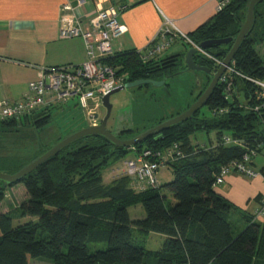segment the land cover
Segmentation results:
<instances>
[{"label":"trees","instance_id":"obj_1","mask_svg":"<svg viewBox=\"0 0 264 264\" xmlns=\"http://www.w3.org/2000/svg\"><path fill=\"white\" fill-rule=\"evenodd\" d=\"M249 1L227 0L221 11L188 37L196 45L235 37ZM263 44L264 0L254 7L253 27L231 61L234 71L243 78L230 75L231 97L223 93L224 84L218 80L202 107L209 116L200 108L193 118L132 148L117 147L98 136L79 139L16 182L23 185L28 197L13 210L0 211V264H29L32 258H43L51 264H264V223L243 213L245 225L234 224L230 216L235 207L214 186L222 167L253 153L252 167L255 157L264 156V99H256L257 88L250 81L264 82V59L256 49ZM230 46L205 51L222 61ZM188 49L191 48L185 46L186 52ZM185 54L143 62L137 50H129L117 53L107 62L126 75V84L162 81L180 72ZM194 62L213 67L211 61L197 54ZM183 68L187 69L185 65ZM203 75L193 102L209 82ZM48 111L32 119L35 130L50 124ZM19 122L22 121L0 120V134ZM133 131H119L116 137L128 139ZM198 131L214 132L215 138L207 145L193 144L190 137ZM224 136L241 144L225 145ZM174 144L184 156L166 163L173 174L170 182L144 191L134 190L127 176L103 182L104 169L127 158L132 149L163 153ZM50 147L39 145L38 154L10 174ZM259 173L264 178V165ZM12 185L0 182V203ZM136 206L143 211L142 218L129 216L128 209ZM149 233L162 237L158 250L145 248ZM101 244L104 249L90 250V246Z\"/></svg>","mask_w":264,"mask_h":264},{"label":"crops","instance_id":"obj_2","mask_svg":"<svg viewBox=\"0 0 264 264\" xmlns=\"http://www.w3.org/2000/svg\"><path fill=\"white\" fill-rule=\"evenodd\" d=\"M218 1L83 0L78 6L77 0H0V100L13 102L30 95L28 84L38 78L39 67L77 65L85 60L82 40L58 39L64 4L73 7V14L83 25H87L99 9L124 6L118 19L126 32L115 43V48L129 51L142 50L149 45L163 24V16L184 34L195 31L214 17ZM176 50L171 53L176 54ZM256 158L253 159L254 170ZM215 190L235 207L230 220L239 227L245 225L242 214L254 216L264 202L262 176L246 178L232 172ZM142 217L140 212L137 218ZM257 221L264 223V214L257 216Z\"/></svg>","mask_w":264,"mask_h":264},{"label":"built area","instance_id":"obj_3","mask_svg":"<svg viewBox=\"0 0 264 264\" xmlns=\"http://www.w3.org/2000/svg\"><path fill=\"white\" fill-rule=\"evenodd\" d=\"M82 3L83 0H77L78 6ZM226 4L227 0H219L216 12L221 11ZM123 10L124 6L99 9L89 18L87 25H83L73 14V7L70 4L62 5L58 39L78 38L82 40L85 60L77 65L39 67L38 78L28 84L30 95L13 102L0 100V120H22L59 104L75 101L86 111V119L95 125L97 121L91 120L90 117L93 113L99 116V110L103 107V97L126 84V75L119 73V67L109 65L107 62L117 53L122 52L115 48V43H118L126 32L125 27L118 19ZM69 12L72 15H69ZM163 20V24L149 45L142 50H137L143 62L162 57L164 51L176 40H179L183 45L194 49L195 54L211 61L215 69L221 64L219 59L202 50L187 34L180 32L172 21L164 16ZM226 69L227 71L222 74L219 81L224 84L223 93L231 97L230 75L235 74L242 78L243 76L234 71L231 63ZM246 80L248 79L246 78ZM250 81L257 88L256 99L262 101L264 99V82L254 79H250ZM222 142L225 145L241 144L240 141L233 140L228 136H224ZM183 156L177 144L163 153L146 150L141 156L135 155L131 159H125L123 168L116 177H129L131 186L136 191L158 188L159 182L156 173L159 168L166 166L167 162ZM252 156L255 154H246L241 161H233L222 167L215 179L214 186L220 185L223 178L232 172L245 177H255L256 173L250 166ZM262 207L264 208V202H262ZM260 215H262L260 211L254 214L255 218Z\"/></svg>","mask_w":264,"mask_h":264},{"label":"rangeland","instance_id":"obj_4","mask_svg":"<svg viewBox=\"0 0 264 264\" xmlns=\"http://www.w3.org/2000/svg\"><path fill=\"white\" fill-rule=\"evenodd\" d=\"M180 43L181 42L177 40L175 44H172L166 51H164L163 57L172 54L171 52L174 53L175 48L177 49L176 53L185 54V48L182 49ZM176 45L177 47H174ZM256 49L261 58L264 59V44ZM82 62L83 61L78 64H81ZM184 65L185 62L183 61L179 66L180 72H178L176 76L166 78L162 81L153 80L154 84H148L147 87L125 88L111 95L109 102L112 105V109L106 124L108 131L114 136H117L119 131L132 129L134 130L133 134L127 136L129 139L160 124V120L166 121L182 113L186 107L192 104L193 99L198 93L199 83L203 80L200 72L184 69ZM226 71L227 69H225L224 73ZM164 84H166V86ZM201 112H204L209 116V111L205 108H202ZM48 113L51 114L50 124L41 129L38 128L35 130L32 126V119L38 115V113H36L21 120V123L19 122L17 125L8 128L7 132L4 134H0V173L10 174L30 162L40 151L39 145L53 146L58 139L65 138L87 126H92V124L86 119V111L75 101L54 106L49 109ZM105 113L106 110L104 107H101L99 110V120H97L95 125L100 123V120L104 117ZM214 138V132L205 134L198 131L191 135L190 140L193 144L198 143L207 145L214 140ZM146 150L153 152L151 149H142L141 151L132 149L133 152L131 158L135 155L141 156ZM129 156L130 154L128 157ZM128 157L125 159H128ZM124 160L108 165L104 169L102 173L104 183H109L117 176V173L121 172ZM254 164L255 170L252 169L256 173L255 177L261 176L259 171L256 170L264 165V157L260 155L257 156ZM156 176L159 186L166 184L173 179L172 171L167 166H161L157 171ZM16 182H13V185L5 190L4 200L0 203L1 212L5 213L17 208L28 197L23 185ZM258 211H260L262 215L264 214L263 207ZM140 212L144 216L140 206L128 209L129 216H132L133 218H137V216L140 215ZM24 221L26 220H21V222ZM257 223H259V221H257ZM13 224L16 225L17 222L14 221ZM161 243V236L149 233L146 236L144 246L147 250L155 251L160 248ZM104 248V244L90 246L91 251ZM29 264L51 263L43 258H32L30 259Z\"/></svg>","mask_w":264,"mask_h":264},{"label":"water","instance_id":"obj_5","mask_svg":"<svg viewBox=\"0 0 264 264\" xmlns=\"http://www.w3.org/2000/svg\"><path fill=\"white\" fill-rule=\"evenodd\" d=\"M261 1L262 0H250L248 2L244 22L242 23L240 30L235 37L209 40V41H204L199 44V47L202 50H206L212 47L223 46V45H231L227 55L221 61V64L218 66V68L215 71L212 72V70L209 69L208 67L199 66L195 64L194 62L195 50L192 48L187 50L185 57H184L186 68L192 71H195V72H200L202 74H205L208 77L209 82L206 88L200 94V96L196 99V101H194L191 105H189V107L185 111H183L182 113L178 114L175 117H172L166 121L161 122L160 124L156 125L150 130L144 133H141L139 135H136L132 138H129V139L117 138L106 128V124L110 117V113L112 109V105L109 102L110 96L125 88L154 84V81L146 80V81H139V82L124 84L123 86L114 89L108 95L103 97L102 103H103L104 109L106 110V113L104 117H102L98 125L87 126L85 128H82L66 136L65 138L60 140L58 143H56L55 145L47 149L44 153H42L34 161H32L31 163H29L28 165H26L25 167H23L21 170H19L18 172L14 174L0 173V182H2L4 186H7L13 182L19 181L21 178H23L24 176H26L27 174L35 170L43 162L55 156L60 150L64 149L68 145L82 138H86L89 136H98V137L104 138L106 141H108L109 143L117 147L131 148L135 146L136 144L143 142L147 138L153 137L161 133L162 131L168 129L169 127L178 125L182 122H185L193 118L194 114L206 104L207 100L210 98V96L212 95V92L214 91L216 85L218 84L219 78L222 76L225 69L231 63L234 55L236 54L237 50L241 46L243 40L250 33L253 27V24H254V7ZM90 119L97 121L99 120V116L98 114L93 113Z\"/></svg>","mask_w":264,"mask_h":264},{"label":"flooded vegetation","instance_id":"obj_6","mask_svg":"<svg viewBox=\"0 0 264 264\" xmlns=\"http://www.w3.org/2000/svg\"><path fill=\"white\" fill-rule=\"evenodd\" d=\"M214 66L212 68H210L211 70H213ZM202 74V73H201ZM203 75V74H202ZM204 76V75H203Z\"/></svg>","mask_w":264,"mask_h":264}]
</instances>
